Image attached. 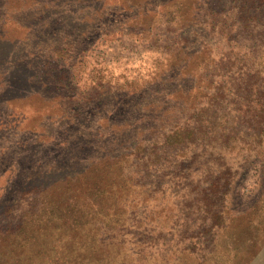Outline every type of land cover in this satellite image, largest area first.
<instances>
[{
  "label": "rangeland",
  "instance_id": "rangeland-1",
  "mask_svg": "<svg viewBox=\"0 0 264 264\" xmlns=\"http://www.w3.org/2000/svg\"><path fill=\"white\" fill-rule=\"evenodd\" d=\"M80 249L264 264V0H0V264Z\"/></svg>",
  "mask_w": 264,
  "mask_h": 264
},
{
  "label": "trees",
  "instance_id": "trees-1",
  "mask_svg": "<svg viewBox=\"0 0 264 264\" xmlns=\"http://www.w3.org/2000/svg\"><path fill=\"white\" fill-rule=\"evenodd\" d=\"M78 228H80V227H77L74 230H78ZM76 232H77L78 235L76 234ZM76 232L73 234L74 242H75L76 245L78 244L80 246V244H79L80 240H78V238L81 237L82 232L81 231H76ZM74 256L79 258V259H81L80 263L85 264V263L91 261L92 259H97V257H99V256L101 257V253L100 252L90 253L89 251H84V250L80 249L76 253H74V255H72V257H74ZM113 256H116V255H113ZM68 257L70 258L71 256H68ZM68 257L66 259H68ZM105 257L106 256L104 254L103 258H105ZM22 261H23L22 262L23 264H29L30 263V262H25L24 260H22ZM157 261L162 262V263L164 261H166L165 256H164L163 253H159V254H156V255H146L145 257H142V258L139 259L138 264H149V263H155Z\"/></svg>",
  "mask_w": 264,
  "mask_h": 264
}]
</instances>
